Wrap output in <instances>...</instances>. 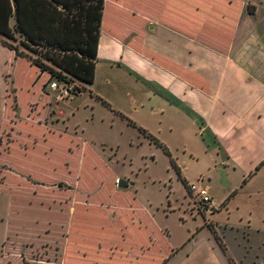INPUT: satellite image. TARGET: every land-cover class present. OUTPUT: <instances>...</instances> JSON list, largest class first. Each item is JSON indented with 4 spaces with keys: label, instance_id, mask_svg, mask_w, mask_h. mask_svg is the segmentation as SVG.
Masks as SVG:
<instances>
[{
    "label": "rangeland",
    "instance_id": "rangeland-1",
    "mask_svg": "<svg viewBox=\"0 0 264 264\" xmlns=\"http://www.w3.org/2000/svg\"><path fill=\"white\" fill-rule=\"evenodd\" d=\"M200 1L186 0L188 9ZM231 1L264 9V0ZM111 3L96 81L52 106L31 105L39 93L26 86L40 72L0 35V264H163L173 250L166 264H264V165L251 175L223 163L202 133L142 127L161 130L168 119L158 107L149 115L144 104L157 96L109 59L116 57L109 32L127 26ZM198 181L213 198L215 212L205 216L185 186Z\"/></svg>",
    "mask_w": 264,
    "mask_h": 264
},
{
    "label": "crops",
    "instance_id": "crops-1",
    "mask_svg": "<svg viewBox=\"0 0 264 264\" xmlns=\"http://www.w3.org/2000/svg\"><path fill=\"white\" fill-rule=\"evenodd\" d=\"M111 8L126 13L118 18L127 19V26L116 23L109 32L116 48V57L110 54L109 59L157 96L155 104H144L149 115L155 117L158 107L168 119L161 130L142 127L159 135L202 133L223 163L249 167L251 175L258 172L264 165V9L257 13L251 3L241 6L231 0H201L192 9L186 0H116ZM136 13L140 21L133 23ZM42 76L26 86L39 93L31 104L38 107L53 102L50 88L46 93L45 83L38 86ZM182 147L198 157L188 142ZM212 206L208 213L215 212Z\"/></svg>",
    "mask_w": 264,
    "mask_h": 264
},
{
    "label": "trees",
    "instance_id": "trees-1",
    "mask_svg": "<svg viewBox=\"0 0 264 264\" xmlns=\"http://www.w3.org/2000/svg\"><path fill=\"white\" fill-rule=\"evenodd\" d=\"M105 2L0 0L3 45L17 58H23L37 68L40 76L48 74L46 86L52 80L61 85L73 82L78 85L77 92H81L95 80ZM13 107L17 113V97ZM148 138L163 147L154 136L148 135ZM187 185L185 182L186 188ZM175 253L173 251L163 264Z\"/></svg>",
    "mask_w": 264,
    "mask_h": 264
},
{
    "label": "built area",
    "instance_id": "built-area-1",
    "mask_svg": "<svg viewBox=\"0 0 264 264\" xmlns=\"http://www.w3.org/2000/svg\"><path fill=\"white\" fill-rule=\"evenodd\" d=\"M50 90L53 92L52 98L55 102L59 103L61 101H65L71 97V95H75L77 92L78 85L76 83H69L61 85L57 81H53L49 85ZM76 96V95H75ZM189 192L192 196L199 202L204 205H207L209 208L213 205V198L210 193V189L205 186L202 181H198L197 183L188 184Z\"/></svg>",
    "mask_w": 264,
    "mask_h": 264
},
{
    "label": "water",
    "instance_id": "water-1",
    "mask_svg": "<svg viewBox=\"0 0 264 264\" xmlns=\"http://www.w3.org/2000/svg\"><path fill=\"white\" fill-rule=\"evenodd\" d=\"M130 185V182L127 180H119L118 181V187L121 189H127Z\"/></svg>",
    "mask_w": 264,
    "mask_h": 264
},
{
    "label": "flooded vegetation",
    "instance_id": "flooded-vegetation-1",
    "mask_svg": "<svg viewBox=\"0 0 264 264\" xmlns=\"http://www.w3.org/2000/svg\"><path fill=\"white\" fill-rule=\"evenodd\" d=\"M190 194H191V193H190ZM198 207H199L200 211L203 212V213H205V214H207L208 211H209V207H208L207 205L202 204V203H199V202H198ZM211 213H212V212H211ZM210 225H212V224H209V226H210ZM210 227H212V226H210Z\"/></svg>",
    "mask_w": 264,
    "mask_h": 264
}]
</instances>
